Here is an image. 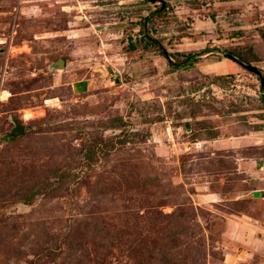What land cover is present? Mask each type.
I'll list each match as a JSON object with an SVG mask.
<instances>
[{
  "label": "rangeland",
  "instance_id": "obj_1",
  "mask_svg": "<svg viewBox=\"0 0 264 264\" xmlns=\"http://www.w3.org/2000/svg\"><path fill=\"white\" fill-rule=\"evenodd\" d=\"M263 33L264 0H0V264H264Z\"/></svg>",
  "mask_w": 264,
  "mask_h": 264
},
{
  "label": "trees",
  "instance_id": "obj_2",
  "mask_svg": "<svg viewBox=\"0 0 264 264\" xmlns=\"http://www.w3.org/2000/svg\"><path fill=\"white\" fill-rule=\"evenodd\" d=\"M260 37L263 39L264 41V33L260 35ZM147 40L153 44H157L155 40L153 39H150L149 37L147 38ZM131 46V49L133 50L134 49V46L133 45H130ZM254 51V50H253ZM259 54L261 55L260 57L259 56H256V53L254 51V57L253 59H251L250 61H246L244 59H241V62L242 64H244L245 66H249V67H252L251 65H254V63H257L259 61H262L264 59V50L263 51H258ZM208 53V52H207ZM161 54L163 56H166L164 51L161 52ZM201 55L200 54H195V55H191V54H188V55H185L183 61L179 62V63H170L171 66L173 67V69H176L178 70L179 68L181 67H184V66H190L192 65L193 63L196 62V60L200 57ZM256 68V67H255ZM259 70V69H258ZM259 72L261 73V71L259 70ZM262 75V73H261ZM264 77V76H263Z\"/></svg>",
  "mask_w": 264,
  "mask_h": 264
},
{
  "label": "water",
  "instance_id": "obj_3",
  "mask_svg": "<svg viewBox=\"0 0 264 264\" xmlns=\"http://www.w3.org/2000/svg\"><path fill=\"white\" fill-rule=\"evenodd\" d=\"M148 2L150 3H155L157 2V0H147ZM231 58V57H230ZM232 60L236 61L235 58H231ZM240 66L244 67L245 69H247L248 71H250L251 73H253L255 76H257L260 80V85L261 87L263 88V92H264V77L261 75V73L259 72V70L255 67H249V66H245L244 64L240 63V62H237ZM62 63H59V66L61 65ZM15 134L16 135H21L23 133V126L22 125H19L18 123L15 125Z\"/></svg>",
  "mask_w": 264,
  "mask_h": 264
},
{
  "label": "crops",
  "instance_id": "obj_4",
  "mask_svg": "<svg viewBox=\"0 0 264 264\" xmlns=\"http://www.w3.org/2000/svg\"><path fill=\"white\" fill-rule=\"evenodd\" d=\"M254 65L258 66L259 70L264 75V59L262 61H259L257 63H254ZM261 200H264V195L262 196V199Z\"/></svg>",
  "mask_w": 264,
  "mask_h": 264
},
{
  "label": "bare ground",
  "instance_id": "obj_5",
  "mask_svg": "<svg viewBox=\"0 0 264 264\" xmlns=\"http://www.w3.org/2000/svg\"><path fill=\"white\" fill-rule=\"evenodd\" d=\"M29 118L28 116H26V119Z\"/></svg>",
  "mask_w": 264,
  "mask_h": 264
}]
</instances>
